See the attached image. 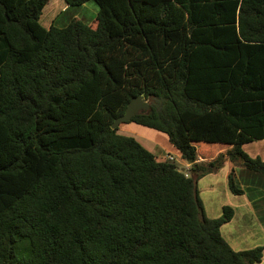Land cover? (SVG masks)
<instances>
[{
  "label": "trees",
  "instance_id": "1",
  "mask_svg": "<svg viewBox=\"0 0 264 264\" xmlns=\"http://www.w3.org/2000/svg\"><path fill=\"white\" fill-rule=\"evenodd\" d=\"M51 1L0 0V264H261L198 184L264 175V0H63L97 21L45 28ZM136 97L189 173L112 129Z\"/></svg>",
  "mask_w": 264,
  "mask_h": 264
},
{
  "label": "rangeland",
  "instance_id": "2",
  "mask_svg": "<svg viewBox=\"0 0 264 264\" xmlns=\"http://www.w3.org/2000/svg\"><path fill=\"white\" fill-rule=\"evenodd\" d=\"M58 1L61 3L63 2L62 0H53L49 6L47 7L45 13H43L41 22L42 24L46 25L45 19L48 16V14H51V11L53 10L54 7H57L56 5L58 4ZM99 12V7L95 1H91L86 3L83 6H78V7H69L58 19L57 21V26L59 27H66L70 21L73 19H78L80 21L85 22L86 24H93L94 22L97 21V15ZM56 26V27H57ZM119 134L124 135V136H130L135 138L144 148L148 149L151 152L156 153L157 155H162L161 157L164 158L165 160H168L169 155L173 157V163L177 164L181 170H185V173H189L186 167V162H184L179 156L176 151L174 150V147L170 144L169 139L167 135L160 133L156 130L143 127L140 125H137L135 123H129V124H122L119 127ZM220 147L218 145H206V144H200L198 146V152L200 151H209V155H216L218 151L220 150ZM244 151L249 154L251 157H260L264 160V141L261 142H254L251 144H247L244 146ZM201 153H199V156H202ZM206 157V156H203ZM215 157V156H214ZM161 158V159H162ZM202 162L203 161H210V159H205L201 158L200 159ZM200 161V162H201ZM239 168V167H238ZM243 170V171H241ZM222 171V170H221ZM219 171V172H221ZM226 170L224 169L222 173H217L216 176L212 175V181L216 183H212V186H215V193L212 194L207 190L203 185L200 187V191L202 192V197L206 201V206L208 208L209 213H212L211 215H216L217 213V207H219L227 203L226 197L224 196V184L222 182L223 180V173ZM237 177L238 181L236 182L238 188L242 189L241 185H244L247 189L245 191L249 194H252V190L248 188L249 183L251 184H258L259 179L258 178H264V175L239 168L237 170ZM261 182V181H260ZM260 186H262V189L264 190V183L261 182L259 183ZM211 187V186H208ZM208 191V192H207ZM216 198H219V201L216 200ZM230 204H226V206H231V207H236L238 208V213L241 212V218L243 216V209L240 208V205L243 203L241 199L237 196H232L229 200ZM258 207L259 213L263 216L264 218V199H261L258 203L255 204ZM240 208V210H239ZM216 212V213H215ZM236 228H235V233L240 231L243 226L241 224H238V220L235 222ZM232 226V225H231ZM237 227H240L238 229ZM233 231V233H234ZM254 235H235L233 236L234 239L237 237H244L243 240L240 243L238 242H232V240L228 239L227 236L225 237L226 241L231 244L234 248L236 249H244V250H249L253 249L257 246H263L264 245V232L259 229L253 233ZM238 243V245L234 244ZM261 264H264V259Z\"/></svg>",
  "mask_w": 264,
  "mask_h": 264
},
{
  "label": "crops",
  "instance_id": "3",
  "mask_svg": "<svg viewBox=\"0 0 264 264\" xmlns=\"http://www.w3.org/2000/svg\"><path fill=\"white\" fill-rule=\"evenodd\" d=\"M56 6L57 7H54L53 10L51 11V14H48V16L46 17V19H45L46 25L42 24L45 28H50L51 26H57L56 24H57V21H58L59 17L69 8V6H67L64 1L62 3L60 1H58V4ZM46 9H45V11H46ZM42 17H44V16H42ZM59 28H61V27H59ZM62 28H64V27H62ZM258 142H261V141H258ZM174 150L180 156L179 152L175 148H174ZM152 153L154 155L158 156L159 158H162L161 157L162 155H157L154 152H152ZM253 158H256V157H253ZM186 167L189 168V170H190V165L189 164L186 163ZM232 167H233L232 163H227L226 166L222 169V171L218 172V173H222L224 169L226 170L223 173V180H222V182L224 184V196L226 197V200H227L226 204H230L229 200H230V198H232V196H234L229 191L228 184H227V177H228L229 172H230ZM237 170H239L238 167L235 168L236 182L238 181ZM241 171H243V170H241ZM212 175L216 176V174H212ZM212 175H208V176L200 179L199 184H198L199 185V190H200V187L203 185L207 190H209L210 193H212V194L215 193V186H212V183H216V182L212 181ZM258 179H259V181H258L259 183H261V182L264 183V178H258ZM259 183L257 185L249 183L248 188L252 190V194L251 193L248 194L245 191V189H247V188L244 185H241L242 186L241 190L244 191V195L237 196V197H239L241 199V201H243V203L240 205V208L243 209L244 213H243V216L241 218V212L238 213V208L234 207V210H235L234 219L232 220L231 223H229L228 225H226V226H224L222 228V235L224 236V238L227 236L228 239L231 238L230 240L233 239L234 242L240 243L241 241L245 240V239L243 240L244 237H239V238L237 237L236 239H234L233 236H235V235H240L241 236V235H244V234L254 235L253 233H255V231L257 229H259L260 231L262 230L264 232V218L259 213L258 207L255 205L261 199H264V190L262 189V186H260ZM208 186H211V187H208ZM263 187H264V185H263ZM200 197H201L202 201L204 202V206H205V211H206L207 217H209L211 219H215V218H219L222 215V210H223L224 204H222L220 207L218 205L217 213L215 212L216 215H214V214L211 215L212 213H209L210 210H208V208L206 206V201L203 199L201 191H200ZM216 200L219 201V198H216ZM226 204H225V206H226ZM240 208H239V210H240ZM237 220H238V224H241L243 226V228L240 229V227H237L238 229H240V231L235 233V231H234L235 228H236L235 222ZM233 231H234V233H233ZM233 240H232V242H233ZM238 243H234V244L238 245ZM232 248L234 250H236V251H245L244 249H240V248L236 249L233 246H232Z\"/></svg>",
  "mask_w": 264,
  "mask_h": 264
},
{
  "label": "water",
  "instance_id": "4",
  "mask_svg": "<svg viewBox=\"0 0 264 264\" xmlns=\"http://www.w3.org/2000/svg\"><path fill=\"white\" fill-rule=\"evenodd\" d=\"M151 111V105L143 97H136L128 104L123 116L118 118L112 125V129H118L122 124L129 123L135 116L146 114Z\"/></svg>",
  "mask_w": 264,
  "mask_h": 264
},
{
  "label": "built area",
  "instance_id": "5",
  "mask_svg": "<svg viewBox=\"0 0 264 264\" xmlns=\"http://www.w3.org/2000/svg\"><path fill=\"white\" fill-rule=\"evenodd\" d=\"M168 160L173 161L174 159H173L172 156H169V157H168ZM187 170H189V168H187ZM182 171H185V170H182Z\"/></svg>",
  "mask_w": 264,
  "mask_h": 264
}]
</instances>
